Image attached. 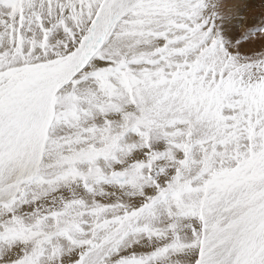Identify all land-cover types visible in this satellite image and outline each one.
I'll list each match as a JSON object with an SVG mask.
<instances>
[{
  "label": "snow or ice",
  "instance_id": "obj_1",
  "mask_svg": "<svg viewBox=\"0 0 264 264\" xmlns=\"http://www.w3.org/2000/svg\"><path fill=\"white\" fill-rule=\"evenodd\" d=\"M251 7L0 0V264H264Z\"/></svg>",
  "mask_w": 264,
  "mask_h": 264
},
{
  "label": "bare ground",
  "instance_id": "obj_2",
  "mask_svg": "<svg viewBox=\"0 0 264 264\" xmlns=\"http://www.w3.org/2000/svg\"><path fill=\"white\" fill-rule=\"evenodd\" d=\"M259 2V1H258ZM253 4V3H252ZM253 7L254 8H257V10L259 9V5H257V0H255V4H253V6L251 7V9H250V11H249V13H248V15H249V22L251 23V18L252 17H254V16H259L260 15V13L258 12V13H255V14H253V12H254V10H253Z\"/></svg>",
  "mask_w": 264,
  "mask_h": 264
},
{
  "label": "rangeland",
  "instance_id": "obj_3",
  "mask_svg": "<svg viewBox=\"0 0 264 264\" xmlns=\"http://www.w3.org/2000/svg\"><path fill=\"white\" fill-rule=\"evenodd\" d=\"M258 1H259V0H257V5H259V2H258ZM252 3L255 4V0H252ZM253 4H252V6H253ZM257 8H258V7H257ZM257 8H254V7H253V10H254L253 14L258 13V12L261 14V12H264V9L259 8V9L257 10Z\"/></svg>",
  "mask_w": 264,
  "mask_h": 264
}]
</instances>
